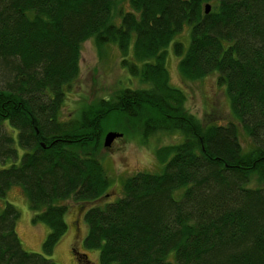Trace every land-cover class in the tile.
I'll use <instances>...</instances> for the list:
<instances>
[{"label": "trees", "instance_id": "obj_1", "mask_svg": "<svg viewBox=\"0 0 264 264\" xmlns=\"http://www.w3.org/2000/svg\"><path fill=\"white\" fill-rule=\"evenodd\" d=\"M88 39L114 44L138 86L59 120ZM169 45L181 80L213 75L229 121L186 112L182 91L168 83ZM114 114L136 123L140 138L165 131L181 139L154 149L159 172L128 175L108 201L97 152ZM7 161L0 264H56L21 248L18 212L5 199L11 185L22 188L31 221L48 228L46 255L65 231L70 199L98 264H264V0H0V164ZM74 250L77 264H91Z\"/></svg>", "mask_w": 264, "mask_h": 264}, {"label": "rangeland", "instance_id": "obj_2", "mask_svg": "<svg viewBox=\"0 0 264 264\" xmlns=\"http://www.w3.org/2000/svg\"><path fill=\"white\" fill-rule=\"evenodd\" d=\"M180 37L182 41L186 39L184 33ZM120 58L114 44H105L99 48L91 39L81 44L78 76L66 91L59 111V120H67L81 104L88 105L98 98H106L118 88H124L129 84L132 87L138 86L134 78L127 81L130 78L122 67ZM176 64L177 57L172 53L169 45L166 57L168 83L182 91L183 106L186 112L200 120L217 124L229 121L228 101L223 94V88L215 85L213 75L208 74L197 80L184 81L178 74ZM135 126L136 123L125 119L124 116L114 114L105 119L101 127V145L97 153L110 179L109 191L103 198L104 200L110 201L120 194L121 181L128 175L136 171L159 172L161 164L154 159V149L181 139L180 136L165 131H155L151 136L140 138L138 128ZM107 131L119 133L121 137L115 139L109 147H103L102 137ZM239 140L240 145L245 148L248 140L242 135ZM7 163L8 161L0 164V167L6 166ZM5 199L18 212L15 231L24 251L42 254L51 258L56 264H77L70 253L72 249H75L85 253L91 264H98L96 249H87L83 246L86 225L81 219L82 211H77L79 203H74L70 199L66 201L67 206L63 216L66 224L65 231L54 244L51 253L46 255L41 244L48 228L40 221H31L33 212L28 208L22 188L19 185H11L6 192ZM89 204L91 203H87L84 207ZM73 222H75V229Z\"/></svg>", "mask_w": 264, "mask_h": 264}, {"label": "water", "instance_id": "obj_3", "mask_svg": "<svg viewBox=\"0 0 264 264\" xmlns=\"http://www.w3.org/2000/svg\"><path fill=\"white\" fill-rule=\"evenodd\" d=\"M204 9H203V13H206L207 10H209V6L207 4H203ZM120 136L119 133L113 132V131H107L104 135H103V139H102V146L103 147H109L112 140L117 137ZM41 145L43 146V144L41 143Z\"/></svg>", "mask_w": 264, "mask_h": 264}, {"label": "flooded vegetation", "instance_id": "obj_4", "mask_svg": "<svg viewBox=\"0 0 264 264\" xmlns=\"http://www.w3.org/2000/svg\"><path fill=\"white\" fill-rule=\"evenodd\" d=\"M76 212H77V211H76ZM73 224H74L73 226H74V229H75V222H73ZM74 251H76V250H74ZM78 252H79V251H78ZM78 252H77V253H78ZM70 253L72 254V252H71V251H70ZM73 255H76V254H73ZM73 255H72V256H73ZM74 260H75V262H78V261H76V259H75V258H74ZM81 263H82V264H84V262H81Z\"/></svg>", "mask_w": 264, "mask_h": 264}, {"label": "bare ground", "instance_id": "obj_5", "mask_svg": "<svg viewBox=\"0 0 264 264\" xmlns=\"http://www.w3.org/2000/svg\"><path fill=\"white\" fill-rule=\"evenodd\" d=\"M119 137H121V135H120V136H117V137H115V138L112 140V142H113L115 139L119 138ZM112 142H111V144H112ZM111 144H110V145H111Z\"/></svg>", "mask_w": 264, "mask_h": 264}]
</instances>
